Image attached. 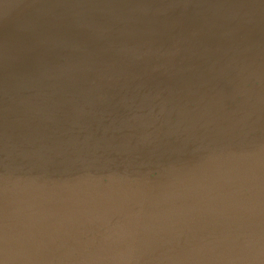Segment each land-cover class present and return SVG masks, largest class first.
<instances>
[{
  "label": "clouds",
  "instance_id": "9594fccd",
  "mask_svg": "<svg viewBox=\"0 0 264 264\" xmlns=\"http://www.w3.org/2000/svg\"><path fill=\"white\" fill-rule=\"evenodd\" d=\"M21 5L0 0V15ZM149 10L42 3L28 21L35 47L66 55L17 85L32 96L9 97L0 264H264V43L239 34L264 0L225 10L223 63L168 88L156 113L164 89L147 81L180 49L137 39Z\"/></svg>",
  "mask_w": 264,
  "mask_h": 264
},
{
  "label": "water",
  "instance_id": "95a60500",
  "mask_svg": "<svg viewBox=\"0 0 264 264\" xmlns=\"http://www.w3.org/2000/svg\"><path fill=\"white\" fill-rule=\"evenodd\" d=\"M10 2L13 0H5V3ZM249 2L252 0H23V3L33 6L25 8L21 5L7 15H0V128L10 131L9 126L13 119L11 110L15 105L9 97L33 95L31 88H18L17 85L34 78L42 63L53 66L60 63L61 55H66L63 52L44 51L35 47L32 36L25 31L28 21L38 11L39 4L110 5L114 10L121 12L127 11L130 5L136 3L149 4L148 16L138 17L131 25L138 33L137 39L149 41L154 49L161 52L180 49L172 58L171 66L181 68L191 66L194 69L192 72L183 73L182 76H173L171 66L167 72L161 67L148 79L149 87L164 89L160 91L159 98L150 101L153 112L156 113L160 110L161 102L168 98V88H183L182 81L194 82L197 75L208 79V65L211 60L215 59L217 66L223 63V53L229 47V43L228 37L222 36L221 33L226 28L234 27L236 21L227 20L222 14L231 5ZM255 2L259 3V0ZM55 10L67 11L64 7ZM87 10L99 22H106L107 18L99 14L98 7ZM146 28L151 29L148 35L143 34ZM239 34L244 35L246 39L251 38L258 43H264V20L257 17L254 24L241 27ZM166 62L167 57L158 63L165 65ZM217 86L223 87L225 91L229 90L222 80ZM167 107L168 105H165V108ZM171 115H176L175 111Z\"/></svg>",
  "mask_w": 264,
  "mask_h": 264
}]
</instances>
